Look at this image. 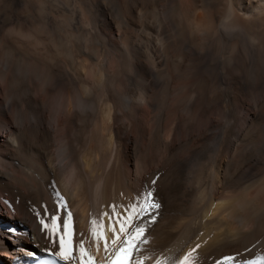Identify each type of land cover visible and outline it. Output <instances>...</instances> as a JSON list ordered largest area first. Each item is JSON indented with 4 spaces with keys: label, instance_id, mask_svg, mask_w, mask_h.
Returning a JSON list of instances; mask_svg holds the SVG:
<instances>
[{
    "label": "bare ground",
    "instance_id": "obj_1",
    "mask_svg": "<svg viewBox=\"0 0 264 264\" xmlns=\"http://www.w3.org/2000/svg\"><path fill=\"white\" fill-rule=\"evenodd\" d=\"M198 2L179 7L177 37L161 40L164 51L158 44L141 51L134 36L103 32L117 67L132 52L133 75L119 68L102 74L91 63L87 77L73 67L77 51L73 55L74 49L52 39L0 43V264L51 255L39 221L45 208L56 211L60 197L73 213L75 232L84 234L74 242L85 239L95 261L109 262L104 241L98 250L90 236L89 213L99 219L109 205H127L149 188L160 207L151 214L154 220L146 215L141 221L147 222L143 264H175L189 252L194 264H216L225 256L248 264L264 256V139L247 138L264 116L249 99L254 82L247 75L209 73L211 62L189 59L197 33L207 32L204 17L256 34L264 23V0ZM81 61L83 71L88 66ZM19 67L29 70L25 76H18ZM60 216L63 222L64 210ZM108 223L105 217L111 241Z\"/></svg>",
    "mask_w": 264,
    "mask_h": 264
},
{
    "label": "rangeland",
    "instance_id": "obj_2",
    "mask_svg": "<svg viewBox=\"0 0 264 264\" xmlns=\"http://www.w3.org/2000/svg\"><path fill=\"white\" fill-rule=\"evenodd\" d=\"M192 1L193 0H177V1L174 0V2H172V0H168V1L167 0H0V43L13 42L17 45H20L22 42H26V43L28 42L27 44L31 43L32 45L37 40L36 41L37 44L40 43V45H42L45 42L52 43L49 42L50 39H52L51 41H53L54 44L56 43L61 44L59 43L60 41L62 42L61 45L66 44L65 46H69L71 49H74L72 50V53L74 51L73 55L76 54L75 52L77 51V54L73 56L74 58L73 67L74 69L77 68L81 73L84 72L86 75L84 73L83 74L87 77H90L91 75L90 72L91 63L97 64V66L99 67L98 68L99 72L102 74L103 71L105 72L110 69L119 68V71L122 72L121 74L125 76L133 75L134 74L133 69L129 65L130 60L133 59V54H131L132 52L125 54L126 57L124 56V64H122L123 67L121 66L117 67L116 63L113 62L114 60L111 59L114 57L111 56L113 55L112 50L110 52L111 45L109 44L111 41L107 38V36L103 32L108 33V31L115 29L116 31H119V33L121 32L122 34H129L130 36H134L133 41L135 42V44L137 43L136 45L138 49L141 51H143V48L144 50L151 48L153 44L156 45L158 44L157 46L158 48H160L159 50L164 51L161 47H159V45L161 44L162 46L164 44L165 47L166 43L172 41L171 39L177 37L176 35L177 33H175L173 30L176 29V26L178 27L179 25L178 23V20L180 19L179 7L186 8V6L188 7L190 3L192 4ZM197 1H199L198 4L200 5V2L204 0H197ZM175 2L177 6L175 5ZM156 9L158 10L156 11ZM197 11L198 14H201L202 12L200 7L199 9H197ZM204 19L205 20L202 28L204 27L203 29L206 30L207 32L201 31L197 33L196 36L198 39L196 38V41L194 40L195 42L191 45V47H194L197 44L198 45L196 46L197 48L196 47H194L193 49L191 48V50L193 51L195 50V52L190 51L189 59H191V61H197L198 59V60H206L208 63L211 62L210 64H213V66H215L216 69L213 68L209 70V73L212 72V70H214L213 72H217L218 70L223 74L229 72L227 73V75L233 73V74H242L249 76L250 77L249 80H251L250 82L251 83L254 82L252 84V88L254 87L252 89L253 93H251V96L249 98L250 102L254 107V109L257 108L256 110H259L264 114V110H263L264 109V96H263L264 23L256 27V29H254L255 32H258L254 34L252 32L230 26L225 21L219 23H211L209 18L204 17ZM109 26L111 29L109 28ZM107 28H109L110 30H108ZM24 30L26 32H23ZM45 30L51 32L53 30L54 31L49 34L47 31L44 32ZM38 31H43L44 35L45 33H48V35L47 34L45 35L48 39H46L45 36H42L43 32H40L41 34H39ZM166 31H168L167 34H165ZM215 31L218 32L217 35L219 36L217 37L216 35L214 38V35L216 33ZM35 32L38 33L36 34L37 37L35 34L33 35V33ZM67 32L68 34L71 35L72 37L71 39L70 36L67 34ZM60 33H63L62 35L66 36L63 37L64 41L63 38L58 36L61 35ZM102 33L103 35H100ZM54 34L59 39H57ZM170 34L172 35L171 36L172 38L169 37ZM32 35L35 37H33ZM166 35L168 38L166 37ZM31 36L33 37V39ZM100 36H104V37L102 38ZM41 37L43 39L45 38L46 41L43 42V39L39 41ZM67 38H69L70 40H68ZM135 38H137L138 42ZM261 38H263V40H261ZM55 39H57V41ZM161 40H163L164 42L168 40V42L161 43ZM70 42L73 43L71 44ZM76 44H78V46ZM135 44L133 43V45L136 48ZM84 45L91 46V49H89L90 48L89 46H87L89 47L87 49ZM209 45L211 46V48L209 47ZM153 47L151 49H153ZM212 48H214L215 50L214 49L212 50ZM151 49L147 51L150 52ZM84 50L89 51V54L92 56V61L87 60L85 55L88 52L85 53ZM81 52L83 53L80 56ZM107 52L109 55L107 54ZM208 53L209 55H206ZM77 55L79 56V58ZM107 56H109L108 60H107ZM243 56L244 58L246 56L247 59L246 58L243 59ZM96 57L99 59L97 60ZM210 58L212 59V61ZM238 58H240V60H238ZM230 59L231 61L229 62ZM80 61L81 63L82 62L87 63L84 65L88 66L85 67L83 71L79 69ZM222 61H224L223 62L224 65ZM225 62L230 64H226ZM218 64H221L222 66ZM101 65L102 67H100ZM223 66H226L225 71ZM19 69H21L20 72ZM28 71L29 70L28 69L26 70V67H19L17 69V74L18 76L23 77L26 75ZM255 76L257 80L255 79ZM247 138L249 139V141H258L264 139V116L261 117L256 122H254V124H252V127L247 130Z\"/></svg>",
    "mask_w": 264,
    "mask_h": 264
},
{
    "label": "snow or ice",
    "instance_id": "obj_3",
    "mask_svg": "<svg viewBox=\"0 0 264 264\" xmlns=\"http://www.w3.org/2000/svg\"><path fill=\"white\" fill-rule=\"evenodd\" d=\"M153 184L155 181L152 182ZM154 189H147L139 194L133 202L127 205H109L110 211H104L100 218L94 213H89V233L91 238L96 241L99 250V242L104 241V250L108 257L109 264H143L139 259L140 248L147 242L144 235L145 223H141L144 216H150L152 212L159 209L160 204L154 197ZM64 210L65 217L61 222L60 211ZM37 216L40 213L37 212ZM107 217L108 230L113 233L111 241L108 240L105 230L104 218ZM42 230L48 236L52 248L49 249L52 255L64 261H76L77 264H97L94 256L91 254V247H86V240L80 239L78 243L74 242L77 234L74 229L73 213L67 210V202L60 197L59 204L54 213H49L45 208L44 217L40 219ZM117 225L119 228L117 229ZM200 245H197L199 248ZM53 249H58L52 251ZM78 251V256L74 254ZM195 249H193V252ZM235 256H225L218 260L216 264H235ZM157 264H162L157 261ZM175 264H194L192 252H189L182 259L175 261ZM248 264H264V256L258 257L256 261H249Z\"/></svg>",
    "mask_w": 264,
    "mask_h": 264
}]
</instances>
